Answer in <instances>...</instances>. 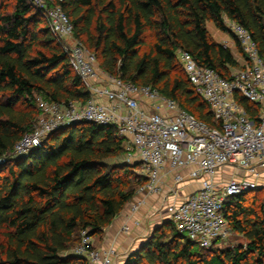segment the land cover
I'll return each mask as SVG.
<instances>
[{
    "label": "trees",
    "instance_id": "obj_1",
    "mask_svg": "<svg viewBox=\"0 0 264 264\" xmlns=\"http://www.w3.org/2000/svg\"><path fill=\"white\" fill-rule=\"evenodd\" d=\"M50 4L66 12L75 38L96 54L104 71L151 85L213 126L218 125L214 112L187 77L177 52L188 51L198 64L230 78L239 62L207 26L213 22L231 34L227 18L250 31L264 59V0ZM38 98L83 104L90 92L40 11L29 0H0V264H87L74 253L82 231L91 238L102 234L145 178L138 173V161H111L127 153L126 139L113 125L71 124L49 133L29 152L16 154V143L41 113ZM236 98L257 119L258 105L239 94ZM261 191H243L224 205L232 231L246 244L203 248L168 221L124 264H264Z\"/></svg>",
    "mask_w": 264,
    "mask_h": 264
},
{
    "label": "built area",
    "instance_id": "obj_2",
    "mask_svg": "<svg viewBox=\"0 0 264 264\" xmlns=\"http://www.w3.org/2000/svg\"><path fill=\"white\" fill-rule=\"evenodd\" d=\"M40 11L53 37L69 55L72 69L90 92L85 103L63 104L38 98L41 113L34 128L16 143L14 152L25 154L39 146L51 132L79 122L113 125L126 139L127 155L140 166L145 178L138 191L160 194L165 177L172 174L176 191L188 181L199 187L180 202L165 204L173 223L182 234L203 248H211L232 235L224 214L226 199L243 191L262 189L257 168L264 169V59L250 31L225 19L245 58L242 68L230 78L214 68L200 65L191 53L179 50L177 57L197 93L209 104L218 122L210 125L151 85L137 84L99 70L96 54L75 38L74 26L54 0H29ZM228 46L227 42L223 43ZM242 95L258 105L257 119L238 102ZM235 166L255 175L254 179L230 178L216 182L224 166ZM185 170H188L185 172ZM143 200L132 206L136 211ZM130 230L127 224L123 228ZM87 264H119L114 248L96 247L86 231L74 248Z\"/></svg>",
    "mask_w": 264,
    "mask_h": 264
},
{
    "label": "crops",
    "instance_id": "obj_3",
    "mask_svg": "<svg viewBox=\"0 0 264 264\" xmlns=\"http://www.w3.org/2000/svg\"><path fill=\"white\" fill-rule=\"evenodd\" d=\"M213 22H208L207 26ZM210 27L208 26V29ZM212 37L218 42H227L228 46L233 50L237 48V43L234 40L233 36L228 32H223L216 27V33L212 34ZM235 58L240 62L245 63V58L243 54H236L232 51ZM102 69V68H101ZM188 170H185L187 172ZM257 171L259 176L257 180L259 183H263L264 169L258 167ZM255 175L241 170L235 166H224L219 169L216 175V182L227 181L230 178H248L254 179ZM174 185L172 174L168 173L165 177V185L162 193L160 194H149L148 196H139L138 200H143V203L140 204L139 208L136 211H132V206L134 203L128 202L123 210L115 217L113 222L107 226L104 232L100 235L92 237V242L96 247L100 248H114L118 253V261H125L130 253L136 251L142 243L146 241L149 237L147 234L148 224L153 220L154 228L168 221H172L171 216L168 210L165 207V204L168 202H180L184 197L195 191L199 187L198 181H188L180 186L176 191H171ZM136 201V202H137ZM135 202V203H136ZM165 214V215H164ZM160 215H164L162 222H156ZM173 222V221H172ZM130 226V230L125 231L123 228L125 225Z\"/></svg>",
    "mask_w": 264,
    "mask_h": 264
},
{
    "label": "rangeland",
    "instance_id": "obj_4",
    "mask_svg": "<svg viewBox=\"0 0 264 264\" xmlns=\"http://www.w3.org/2000/svg\"><path fill=\"white\" fill-rule=\"evenodd\" d=\"M8 10L11 11L12 10V6H10ZM208 26L210 27L209 28L210 34L211 35L212 34H215L216 33V26L213 25L212 23H210ZM232 51H234L236 54H238V53L242 54L241 53V50H240V48L238 46H237V48H234ZM242 66H243V61L241 60L239 62V66L238 67L232 68V73H234L237 70H239ZM100 68L101 67L99 66V70H100ZM127 153H128V151H127ZM127 153L124 154V155H122V156H119L118 158H113V159H111V161H113V162L114 161H117V162H123V161H125V162L131 163V164H134L135 162H137V160L135 158H131V157L129 158L128 155H127ZM138 189L136 191V194H135L134 198L130 201V203H135L137 201V199L140 198L139 196L143 197L144 195L145 196H148L149 195V194H145V193L139 192ZM261 192L262 193H259L258 196L260 197V199L263 200L264 199L263 191H261ZM164 215H160V217H158V220L156 222H159V223L162 222V218H163ZM152 222H153V220L151 222H149V224H148L147 234H149V236L154 231V229H153L154 228V224ZM161 225H162V223H161ZM240 244H243V245L246 244V240L242 236H240L237 233H235V232L232 231V235L227 240H225L224 242H220L219 241L217 243L216 247H219V248H227V247H231V246L234 247V246H237V245H240ZM117 262L119 264H124L125 261L122 262V261H118L117 260Z\"/></svg>",
    "mask_w": 264,
    "mask_h": 264
},
{
    "label": "bare ground",
    "instance_id": "obj_5",
    "mask_svg": "<svg viewBox=\"0 0 264 264\" xmlns=\"http://www.w3.org/2000/svg\"><path fill=\"white\" fill-rule=\"evenodd\" d=\"M232 247V246H231Z\"/></svg>",
    "mask_w": 264,
    "mask_h": 264
}]
</instances>
